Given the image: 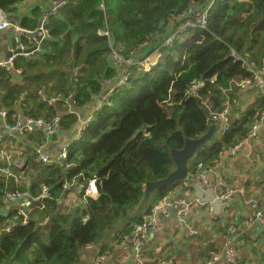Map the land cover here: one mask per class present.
Segmentation results:
<instances>
[{"label":"trees","instance_id":"obj_1","mask_svg":"<svg viewBox=\"0 0 264 264\" xmlns=\"http://www.w3.org/2000/svg\"><path fill=\"white\" fill-rule=\"evenodd\" d=\"M27 1L0 0V10L13 14ZM67 1L61 15L46 23L49 38L41 53L29 60L16 58L15 69L21 74L0 72V109L9 113L10 124L18 110L45 122L59 117V133L53 138L70 134L77 113L97 100L108 87L107 80L120 77L124 65L112 60L113 51L123 59L138 60L161 46L163 63L148 72L129 69L127 83L107 95L109 103L97 110L95 121L69 145L62 162L49 155L53 163L46 165L33 153L32 148L47 138L40 131L3 140L0 154L15 148L23 152L25 168L12 172L30 183L0 174V264H76L89 252L88 245L94 249L110 236L122 243L134 226L115 229L133 220L130 214L140 206L145 185L173 170L171 151L212 130L189 169L190 176L200 179L248 137L264 110L263 99L243 118L230 121L238 103L236 84L249 73L228 56L233 51L256 71L264 67V0ZM211 2L204 30H188L186 43L162 46ZM34 24L21 27L32 31ZM195 84L200 86L192 91ZM226 110L227 129L217 130L216 135L213 126L219 121L212 116ZM90 180L95 181L96 198L82 196L80 190L79 199L66 202L71 189H65V182L85 186ZM172 188L158 191L156 201ZM16 192L39 202L28 210L26 219L18 215L16 205L1 202ZM153 208L147 205L144 218ZM144 218L132 223L140 224ZM107 249L104 245L91 252L94 257H107Z\"/></svg>","mask_w":264,"mask_h":264},{"label":"crops","instance_id":"obj_2","mask_svg":"<svg viewBox=\"0 0 264 264\" xmlns=\"http://www.w3.org/2000/svg\"><path fill=\"white\" fill-rule=\"evenodd\" d=\"M61 1L28 0L16 7L13 14L7 15L2 12L10 27L0 32V60L6 59L9 47L14 45V38L17 37L14 31L15 26L21 27L23 24L34 21L35 27L32 31H35L38 23L46 15V9ZM245 92H238L237 107L230 121L243 118L246 113L253 111L255 106L261 102L260 100L264 99L259 93L246 96ZM96 102L97 100L89 104L79 116V120H83L92 112ZM77 122L70 134L63 133L43 141L44 151L55 158L60 148L77 133L79 129ZM213 127H216L217 135V130L220 129L221 132L224 124L219 121L217 126ZM14 139L20 138L15 137ZM236 146L232 154L221 156V160L211 168V171L204 174L207 184L190 176L189 171L194 168L191 162L190 170L188 169V175L184 181L174 186L162 199L156 201L155 198L150 201L153 207L166 201L178 204L175 210L170 211L168 217L159 219L158 230L148 232L146 241L138 252H135L129 241L119 243L110 236L98 247L88 250L89 252H86L76 264H92L94 259L92 252H98L104 245L109 247L106 250L109 252L107 264H204L211 256V251L221 252V250L220 258L214 264H231L224 254L226 246L234 247L237 252L238 262L234 264H264V225H259L257 222L252 223L255 214L253 204H256L258 211L264 214V123L259 127L256 138ZM19 152L21 151H17L16 148L7 154L1 152L0 167L9 164L14 171L21 173L22 171H19L17 167V160H19L17 153ZM21 153L20 158L25 162L23 152ZM219 179L225 183L226 189L232 191L227 199L231 203L228 204L225 212L218 213L214 217L213 213L209 212L208 205L220 194L219 190L217 191ZM71 193L74 196L69 199L68 195L67 203L79 199L77 191H71L69 194ZM200 203H205V205L200 206ZM186 205L192 206L193 209L186 225L176 229L175 213L180 210V207ZM144 216L139 209L130 223L121 222L115 232L124 231L128 224L130 227L135 226L132 222ZM231 226H235V232L231 231Z\"/></svg>","mask_w":264,"mask_h":264},{"label":"built area","instance_id":"obj_3","mask_svg":"<svg viewBox=\"0 0 264 264\" xmlns=\"http://www.w3.org/2000/svg\"><path fill=\"white\" fill-rule=\"evenodd\" d=\"M219 1L223 2L225 0H219ZM64 4L65 2L64 0H62L61 2L53 5L51 11H49L48 13H46V15H44L41 23L38 25V28L35 31H29L26 28L15 26L14 31L17 37L14 38L15 39L14 45L9 47V52L12 54V56L7 60H0V72L1 71L6 73L16 72L17 74H21L22 72L20 69L19 70L15 69L14 63L16 58L23 57L29 60L33 58L35 55L41 53L42 49L45 47L46 40L49 38V33L48 30L46 29V23L51 17L57 15V11L60 8H62ZM211 6H212V2L204 9V11H202L200 15L184 22L175 32V34L177 35L188 28L204 30ZM100 8L103 9V5H100ZM8 27H10V24L8 21L5 20L4 14L0 11V32L4 31ZM175 34H172L171 36L167 37L163 41L162 46H165L167 48L172 47L175 41ZM99 35L107 36V33L99 32ZM23 41H25V43ZM160 48L161 46L151 55L138 60L123 59V57H121L119 53L113 51L111 54L112 60L116 64L124 65V69L121 71V75L118 79L107 80L108 87L103 92H106V95H108L113 89L119 88L124 84H126L131 74L129 72V69L134 68V70H136L135 72H148L152 68L157 67L160 64L159 61L161 56ZM17 51H21L22 53L17 54L16 53ZM228 56L232 58L233 62H240L242 66L245 67L247 73H249L241 82L236 84V88L241 92L247 89L256 88L259 95L264 97V67L259 69V71H256L255 68L247 65L246 62L243 60V58L236 55L233 51H230L228 53ZM198 86H200V84L192 85L191 87L192 91H195ZM228 91H230V88L227 90V92ZM105 100L106 97L104 96L102 98V101ZM50 102H53V100H50ZM13 116H14V121L12 124H10L8 122L9 113L5 109H0V145L3 142V140L6 138H10V137L22 138L25 135L36 131H40L42 134L46 135L47 136L46 139H49L50 137H53L59 133V129H58V123L60 120L59 117L54 118L52 122H45L41 119H32L30 117H27L21 114L20 112H18V110L15 112ZM228 116L229 115L227 110L222 114H217L212 116L213 120L223 122L224 127L222 129V132H224L227 129ZM91 120H92L91 117H88L85 120H79V117L77 118V121H79V129L74 136L76 139H79L81 137V131L85 130V128L91 122ZM263 123H264V110L261 112L259 120L251 126L248 137L237 145H240L245 141H250L256 138L257 131L261 126V124ZM4 131H8L9 134L7 135L4 134ZM236 147H233V149L230 151L231 154L235 151ZM32 150L41 163H48L50 161L49 154H47L44 151V147L42 144L33 147ZM66 157H67V145L63 146L58 151L56 160L58 162H62L66 159ZM0 173L5 175L7 178L9 177L13 179L16 178L15 174H13V172L8 168H2L0 170ZM199 178H200L199 180L203 184L207 183L204 174L201 175ZM19 181L28 183L29 179L27 177L20 176L15 179V182L18 183ZM217 187H218L217 191L220 188H224L225 191L222 194H218L216 196L217 199L213 200V202L209 203L208 205V210L210 213H213L214 217H216L215 215H217L218 213H223L227 210L228 204L231 203L228 202L227 199L232 194V191L230 189H226L225 183L222 182L220 179L218 180ZM45 193L46 190L43 189L42 198L47 197ZM84 193L86 197H91V198L97 197V188L94 180H91L87 183L84 189ZM31 201L32 200L28 197V195L18 194L17 192L14 194L7 195L2 199V202L5 205H12V204L20 205L21 209L19 210L18 215L21 216L23 219H26V213L22 210V208H25L24 206L29 205ZM204 205L205 203H200V206H204ZM176 208H177L176 202H169V203L164 202L161 205L155 206L152 209L150 215H148V217H146L142 223L136 224L134 226L133 233L131 234L130 237L125 239V241L126 240L129 241L132 248L135 249V252L136 251L138 252L139 248L146 241L148 232L156 231L159 229L160 226L159 219L161 217L163 218L168 217L170 211L175 210ZM192 209H193L192 206L186 205L180 207V210H178V212L175 213L174 218H175L176 229H180L186 225L187 219L189 218ZM253 209H255V214L253 215L252 223L257 222L259 225H264V214L258 211V206L256 204H253ZM230 229L233 232L236 231L235 226H231ZM86 249L91 250L93 248L91 245H88L86 246ZM210 254L211 256L208 257V260L205 261L204 264H214L219 260L221 255L220 252H214V251H211ZM224 254L225 257L228 259L229 263L234 264L236 262L237 252L234 247L226 246ZM141 257L142 256L140 255V258ZM92 264H107V257L104 255L96 254Z\"/></svg>","mask_w":264,"mask_h":264},{"label":"water","instance_id":"obj_4","mask_svg":"<svg viewBox=\"0 0 264 264\" xmlns=\"http://www.w3.org/2000/svg\"><path fill=\"white\" fill-rule=\"evenodd\" d=\"M49 10V9H47ZM26 52V51H25ZM17 54H21V51H17ZM12 54L8 52L5 60L10 58ZM252 93H258L256 88L246 90L245 95ZM4 134H9L8 131H4ZM213 131H208L201 138L196 140H186L184 146L180 150L171 151L170 156L173 162V170L162 180L156 182H149L145 185L143 199L140 203V208L146 206L158 191L174 187L177 183L184 181L188 175V169L191 165V162L196 157L197 152L202 149V147L209 141L212 137ZM39 202H33L27 209L22 210L26 213L29 209L34 206H38ZM21 209V208H19Z\"/></svg>","mask_w":264,"mask_h":264},{"label":"clouds","instance_id":"obj_5","mask_svg":"<svg viewBox=\"0 0 264 264\" xmlns=\"http://www.w3.org/2000/svg\"><path fill=\"white\" fill-rule=\"evenodd\" d=\"M64 2H65V4H64V6L62 7V8H60L58 11H57V15L56 16H54V17H58V16H60L61 14V11H63V8L66 6V4H67V0H64ZM101 5V4H100ZM100 5H99V7H100ZM51 9H52V7H50L49 8V10H47L46 9V13H48L49 11H51ZM1 11V10H0ZM2 12V11H1ZM44 17V16H43ZM43 19V18H42ZM42 19H41V21H42ZM48 22H49V20H48ZM47 22V23H48ZM41 23V22H40ZM40 23H38V25L40 24ZM188 30H197V29H186V30H184L183 32H181V33H179V34H175V33H173V34H175V41L177 42V41H179V42H181V41H183L184 40V38H185V33L188 31ZM199 30H202V29H199ZM175 41H174V43H173V46H174V44H175ZM188 41V39L187 40H184L183 41V43L185 42H187ZM172 46V47H173ZM171 48V47H170ZM168 49V48H167ZM162 58H163V55H162V53H161V56H160V59H159V61H160V64L158 65V66H160L162 63H163V60H162ZM240 63V62H239ZM242 65V64H241ZM122 87V86H121ZM120 88V87H119ZM115 89H118V88H115ZM115 89H113L108 95H111L112 93H113V91L115 90ZM252 89V88H251ZM247 90H249V89H247ZM246 91V90H245ZM239 92H241V91H239ZM101 97L99 98V100H97V102H96V104L94 105V107H93V110H92V112L89 114V115H87V116H85L84 117V119L83 120H85L86 118H88V117H91L92 118V120H91V122L87 125V127L91 124V123H93L94 121H95V118H94V115H95V113L97 112V110L100 108V107H102L103 105H106V104H108L109 102H107V95H106V92H103L102 93V95H100ZM106 97V100L105 101H102V98L103 97ZM82 113H79V116L81 115ZM228 120H229V116H228V119H227V122H228ZM78 124H79V121L77 122ZM86 127V128H87ZM78 128H79V126H78ZM85 128V129H86ZM10 138H12V137H10ZM15 138V137H14ZM14 138H12V139H14ZM76 140H78V139H76L75 137H73L71 140H69L66 144H64L63 146H65V145H67V151H68V147H69V145L72 143V142H74V141H76ZM62 146V147H63ZM61 147V148H62ZM60 148V149H61ZM18 155H19V160H17V167H18V169H19V171L21 170H23L24 168H25V163L21 160V158H20V156H22V153L21 152H19V153H17ZM58 155V154H57ZM56 158H57V156L55 157V160H56ZM53 163V160H50L48 163H43V164H46V165H51ZM2 168H8L9 170H13V168L9 165V164H6L5 166H3V167H0V170L2 169ZM1 174V173H0ZM31 175H35V173H32ZM29 179V178H28ZM91 181V180H90ZM89 182V181H88ZM87 182V183H88ZM29 183H30V179H29ZM87 185V184H86ZM86 185L84 186V185H80V184H78V183H75V182H72V183H70V184H68L67 182H65V189L66 190H70V191H77L79 194H80V190L81 191H83V193H82V196L84 195L85 196V193H84V189H85V187H86ZM155 196V195H154ZM91 198V197H90ZM94 198H96V197H94ZM155 199V198H154ZM36 201H38V200H35V201H31L30 203H29V205H26V206H24V207H26V208H28L30 205H31V203H33V202H36ZM149 204V203H148ZM12 205H16L17 206V204H12ZM7 206H9V205H7ZM19 207H17L16 208V211L17 212H19V208H21L20 207V205H18ZM10 207V206H9ZM155 207V206H154ZM23 209H25V208H23ZM27 213V212H26ZM146 218V217H145Z\"/></svg>","mask_w":264,"mask_h":264},{"label":"rangeland","instance_id":"obj_6","mask_svg":"<svg viewBox=\"0 0 264 264\" xmlns=\"http://www.w3.org/2000/svg\"><path fill=\"white\" fill-rule=\"evenodd\" d=\"M22 72V71H21ZM71 113H75L74 111H70ZM76 114V113H75ZM77 117H79V114L77 113ZM197 183H200L199 181H197ZM207 184V183H206ZM73 196H74V194H69V199H72L73 198ZM154 198H156L154 195H153V197H152V199H154ZM151 199V200H152ZM2 202V201H1ZM150 203V202H149ZM166 203H169V201H166ZM178 204V203H177ZM148 205V204H147ZM147 205L146 206H143V207H138L134 212H132L131 214H130V216L131 217H133V216H135L136 214H137V212H138V210L140 209V211H141V214L143 213V209H145L146 207H147ZM25 209H27L26 207H25Z\"/></svg>","mask_w":264,"mask_h":264},{"label":"bare ground","instance_id":"obj_7","mask_svg":"<svg viewBox=\"0 0 264 264\" xmlns=\"http://www.w3.org/2000/svg\"><path fill=\"white\" fill-rule=\"evenodd\" d=\"M136 76H138V75H136Z\"/></svg>","mask_w":264,"mask_h":264}]
</instances>
